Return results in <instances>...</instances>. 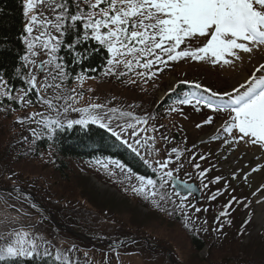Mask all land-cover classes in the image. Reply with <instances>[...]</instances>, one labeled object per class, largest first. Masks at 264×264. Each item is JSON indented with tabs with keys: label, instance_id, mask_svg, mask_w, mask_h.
Returning <instances> with one entry per match:
<instances>
[{
	"label": "rangeland",
	"instance_id": "374dc122",
	"mask_svg": "<svg viewBox=\"0 0 264 264\" xmlns=\"http://www.w3.org/2000/svg\"><path fill=\"white\" fill-rule=\"evenodd\" d=\"M205 42L200 38L190 43L198 47ZM249 46L251 52L238 50L239 59L226 57L231 60L229 64L183 58L154 65L151 78L137 75L146 71L139 68L124 77L106 76L104 68L98 78H75L62 85L64 90H75L71 92V107L101 104L102 113L117 109L111 122L114 129L125 122L137 129H149L146 133L139 131L138 136L142 140L151 138L140 152L156 173V189H160L161 176L156 161L165 159L170 163L164 171L172 170L173 177L193 182L198 189L197 201L192 195H181L186 204L194 205L184 210L187 219L177 209L181 197L173 195L171 178L166 185L171 199L157 207L151 199L132 191L139 185L136 176L129 179L115 163L66 158L67 167L56 170L51 149H35L33 154L34 143L48 136L46 131L28 120L19 122L35 112L47 113L46 106L37 102L35 90L34 96L28 97L31 104L5 99L0 103V186L15 188L0 190V236L16 230L28 231L41 245V252L46 247L55 257L59 250L73 264H264V224L255 219L258 203L254 188L256 179H260L257 176L264 170V148L247 142V138L236 140L238 131L226 133L222 127L218 129V121L214 125L220 117L230 120V111L212 112L193 104H174L169 110L155 108L159 97L182 80L231 93L232 79L238 73L246 69L250 77L255 70L246 66L257 57L264 61V44ZM156 68L163 71H155ZM41 93L53 95L51 89L46 93L41 89ZM226 102L227 99L222 101ZM63 104L61 101L60 117L65 123L80 118L81 113L71 111V107L64 113ZM121 111L131 112L132 117L116 119ZM51 115L55 117V110ZM140 117L147 119V125H137L136 118ZM209 117L212 122L205 124ZM30 128L36 129L39 138L33 136ZM152 128L157 130L151 131ZM212 128L218 129L212 134L222 133L221 139L196 145L199 139H207L206 133ZM131 131L128 129L125 135L129 143L136 139L130 136ZM225 139L230 143L225 144ZM173 148L177 152L173 153ZM105 163L107 168L103 167ZM196 163L199 169L193 167ZM204 169L208 171L201 177L199 172ZM216 177L220 179L213 182ZM195 208L201 211L197 213ZM222 212L226 214L221 216ZM190 236L203 241L202 249H194Z\"/></svg>",
	"mask_w": 264,
	"mask_h": 264
},
{
	"label": "snow or ice",
	"instance_id": "6c2138e0",
	"mask_svg": "<svg viewBox=\"0 0 264 264\" xmlns=\"http://www.w3.org/2000/svg\"><path fill=\"white\" fill-rule=\"evenodd\" d=\"M41 8H46L47 11H41ZM23 10L27 22L23 29L26 35L21 36V39L26 52L20 57L23 63L15 69V76L22 80V87L17 90L10 86L5 79V71L0 70V103L7 99L21 105L31 104L33 101L28 97L35 90L37 102L46 106L47 113L35 112L19 122L28 120L36 123L42 127V131H46L49 138L58 130L70 129L73 125L99 124L149 166L152 165L141 154L140 147L146 145L151 138L145 137L142 140L138 136L139 131L146 133L148 128L137 129L131 123L125 122L117 124L114 129L111 122L117 109L102 113L100 110L104 106L101 104L79 109L71 107V92L75 90H64L62 87L65 80L71 77L65 56L60 55L61 51L71 55L73 64H81L90 54L103 50L106 54L104 75L124 77L139 68L146 71L138 72L137 75H148L151 78L155 74L152 71L154 65H167L169 61L183 58L229 64L231 60L226 57L239 59L238 50L248 53L252 51L250 44H264V0H23ZM200 38H204L206 42L202 46L193 47L190 42ZM93 44L95 47H92ZM181 45L185 47L181 49ZM41 55L47 58L38 60L37 57ZM155 71L163 69L156 68ZM258 73H264V64H260L245 83L240 85V89H245V84L247 85L244 91L233 87L231 93H223V96L228 97L226 107L231 113L230 120L223 125V131L232 133L235 129L240 134L236 140L244 141L247 138V142L264 148V75ZM41 75L42 81L38 79ZM76 78L81 79L82 74ZM131 82L135 83V80ZM193 86L202 88L199 83H194ZM41 89L45 93L51 89L53 95L45 96ZM217 95L219 94L212 93V96ZM193 99H196L197 105L221 110L211 99L190 96L181 99L179 103L191 104ZM61 101L64 102V113L71 107V111L81 113L80 118L67 120L65 123L60 117ZM53 110L55 117L51 115ZM123 117H132V113L121 111L116 119ZM147 122L144 117L136 118L137 125H147ZM211 122L212 117L204 121L205 124ZM128 129H132L130 136L136 138L132 143L125 138ZM29 130L34 137L39 138L35 128ZM162 139L167 137L162 136ZM224 143L228 144L230 141L225 139ZM172 152H177V149L173 148ZM200 159L203 160L204 157L201 156ZM114 163L131 179L134 173L130 168H126L119 161ZM169 163V159L156 161L157 170L161 171L159 190L156 189V181L137 175L139 185L134 186L132 191L143 195L145 199H151L157 207L161 206V202L170 200L166 185L168 178H173V172L164 171ZM103 167L107 168L108 164H103ZM193 167L199 169L200 165L196 163ZM257 170L259 169H253ZM207 171L204 169L199 175L203 177ZM245 177L247 178V174ZM219 179L220 177H216L213 182ZM262 189L264 185L258 190ZM173 195L181 197L177 202V209L187 219L188 213L184 210L194 205L186 204V198L178 191ZM157 196L159 200L156 199ZM210 198L214 199L215 196ZM200 211V208H195V212ZM225 214L222 212L220 215ZM0 240L3 241L0 243V261L6 258H52V252L48 248L45 247L41 252V245L28 231L16 230L0 236ZM54 260L59 264H73L59 250Z\"/></svg>",
	"mask_w": 264,
	"mask_h": 264
},
{
	"label": "trees",
	"instance_id": "16d2710c",
	"mask_svg": "<svg viewBox=\"0 0 264 264\" xmlns=\"http://www.w3.org/2000/svg\"><path fill=\"white\" fill-rule=\"evenodd\" d=\"M22 21L21 0H0V70L5 71V79L15 89L22 86V80L15 76V69L20 66V57L23 53ZM92 47H95V44ZM60 55H64L68 63L71 78L66 79L67 82L79 74L86 77H97L106 64V54L103 50L90 54L88 59L81 64H73L71 55L64 51H61ZM89 69H95V71H88ZM178 91H183V87L179 86ZM46 148L51 149L55 169L59 171H63L67 167L64 160L66 158L92 160L108 156L130 168L135 175L151 179L154 176L153 172L135 154L112 135L91 124L87 126L73 125L70 129L58 130L51 138L49 136L39 138L34 143L33 154H36L35 149L46 150ZM191 243L196 250H200L203 246V243L195 237L191 238ZM54 258L53 256L52 258L16 260L6 258L0 261V264H59Z\"/></svg>",
	"mask_w": 264,
	"mask_h": 264
},
{
	"label": "bare ground",
	"instance_id": "6f19581e",
	"mask_svg": "<svg viewBox=\"0 0 264 264\" xmlns=\"http://www.w3.org/2000/svg\"><path fill=\"white\" fill-rule=\"evenodd\" d=\"M261 62L260 58H254L252 60L251 64H248L246 67L252 71L254 68L257 67V65ZM249 74H246V69H244L241 73H238L236 75V77H234L232 79L231 84L233 86L240 84L241 82H243L246 77ZM231 86V88L233 87ZM247 161V160H245ZM264 161V159H263ZM260 177V179H256V182L254 183L255 185V189L257 190V196H256V202L258 203L257 205V209H256V214H255V219L257 220V222H259L260 224H264V189L262 190H258L261 189V185H264V170L257 176Z\"/></svg>",
	"mask_w": 264,
	"mask_h": 264
},
{
	"label": "water",
	"instance_id": "95a60500",
	"mask_svg": "<svg viewBox=\"0 0 264 264\" xmlns=\"http://www.w3.org/2000/svg\"><path fill=\"white\" fill-rule=\"evenodd\" d=\"M173 185H174L175 189L180 191L181 193L193 192L197 195V189L194 186V184H186V183L180 182L176 179H173Z\"/></svg>",
	"mask_w": 264,
	"mask_h": 264
}]
</instances>
